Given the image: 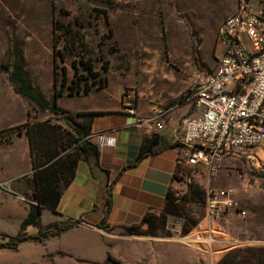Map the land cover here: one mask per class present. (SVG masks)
Here are the masks:
<instances>
[{"label": "rangeland", "instance_id": "1", "mask_svg": "<svg viewBox=\"0 0 264 264\" xmlns=\"http://www.w3.org/2000/svg\"><path fill=\"white\" fill-rule=\"evenodd\" d=\"M236 7L237 0H0V69L13 61L18 43L31 83L50 101L55 71L61 88L64 67L68 87L62 95L82 94L86 84L94 91L134 72L135 104L152 94L179 102L192 96L193 72L202 69L196 55L214 65L217 28ZM80 58H90L99 74L88 75ZM29 101L37 148L76 155L70 127ZM251 151L256 158L236 149L196 166L180 156L169 209L153 214L136 234L126 232L134 238H108V254L121 264H156L148 260L147 246L170 241L192 247L200 264H264V152ZM31 183L30 195L34 173ZM209 189H231L235 203L212 214ZM192 234L196 241L184 238Z\"/></svg>", "mask_w": 264, "mask_h": 264}, {"label": "crops", "instance_id": "2", "mask_svg": "<svg viewBox=\"0 0 264 264\" xmlns=\"http://www.w3.org/2000/svg\"><path fill=\"white\" fill-rule=\"evenodd\" d=\"M28 76L31 79L29 73ZM111 83L86 94H63L57 101L72 115L83 113L77 118L98 148L99 168L95 175L88 163L80 159L56 211L43 208L41 213L42 225L66 221L74 226L42 241L22 242L17 249H0V264H101L108 255V238L120 233L123 238L136 237L125 235L127 227L164 208L167 193L177 182L183 146L161 147L139 157L141 145L154 134L175 143L172 134L181 118L195 114L193 95L171 102L160 89L162 97L152 94L151 99L141 98L137 104L133 98L128 105L124 93L134 92V72ZM32 84L42 90L40 85ZM161 109L167 112L164 129H147L143 120ZM30 111L32 103L17 92L9 72L0 69V181L9 182L0 188V235H16L30 205L35 203L30 195L34 169L25 127ZM104 220L110 229L96 227ZM27 232L36 233L37 228L30 226ZM147 249L152 250L148 260L156 264L201 263L192 247L175 242H155Z\"/></svg>", "mask_w": 264, "mask_h": 264}, {"label": "built area", "instance_id": "3", "mask_svg": "<svg viewBox=\"0 0 264 264\" xmlns=\"http://www.w3.org/2000/svg\"><path fill=\"white\" fill-rule=\"evenodd\" d=\"M214 57L213 66L193 72L195 114L183 116L172 134L191 166L209 165L236 149L253 158L257 153L252 148L264 152V0H237L235 12L217 28ZM134 94L125 91L128 105ZM166 115L158 110L143 123L162 131ZM7 184L0 181V188ZM207 194L214 215L235 203L231 189H209Z\"/></svg>", "mask_w": 264, "mask_h": 264}, {"label": "trees", "instance_id": "4", "mask_svg": "<svg viewBox=\"0 0 264 264\" xmlns=\"http://www.w3.org/2000/svg\"><path fill=\"white\" fill-rule=\"evenodd\" d=\"M13 61L8 64L2 65V70L8 71L10 79L16 84V90L21 95L29 98L41 112L50 114L51 117L61 119L66 127H70L72 134V142L75 145L77 151L76 155H60L59 151H49L48 149L40 150L34 143V137L31 134V122L25 123L27 127L26 133L30 140V151L32 167L34 169V182L35 190L32 196L35 203L30 205L29 211L25 219L21 224L20 231L12 236L8 234H1L0 249H17L19 244L29 240L42 241L44 238L49 236H56L61 234L64 230H67L74 226L75 223L60 221L49 225H42L41 213L43 208H49L52 211H56L62 192L66 186H68L76 172V167L80 159L86 161L90 167L92 174L95 175V170L98 166V148L93 144L88 137L89 131L85 125L79 120L78 116L83 113H77L76 115L70 114L67 110L61 108L57 104V98L62 95L63 87L67 86V76L65 75V68L63 67V76L60 81L61 88H58L57 71H55L54 85L56 87L54 91V101H50L32 85L28 73L24 66L23 52L18 43H13ZM79 62L88 71V75L97 76L99 73L94 70L92 60L80 58ZM195 62L202 68H207L206 63L201 57L196 55ZM57 70V63L54 64ZM88 78V76L81 75V79ZM68 87V86H67ZM91 87L86 84L82 93H88ZM79 92V91H78ZM30 119V118H29ZM30 129V130H29ZM179 143H169L165 137L160 134H154L150 139L144 140L141 145L139 157L152 152H156L161 147L178 146ZM45 159H42V157ZM178 177H176L177 180ZM60 180L63 182L60 184ZM98 200L100 196L98 195ZM171 198V189L168 191L166 196V203L164 209H169L171 203L168 201ZM107 206H109V199H107ZM163 209V210H164ZM152 214H146L141 221L136 225H130L127 227L129 234H136L138 228L144 224L150 222ZM33 226L37 228L36 233H28V227ZM96 227L107 230L110 229L106 220L97 224ZM186 240L196 241L195 235H189L184 237ZM61 253V252H60ZM101 264H121L118 260L113 259L110 254Z\"/></svg>", "mask_w": 264, "mask_h": 264}]
</instances>
